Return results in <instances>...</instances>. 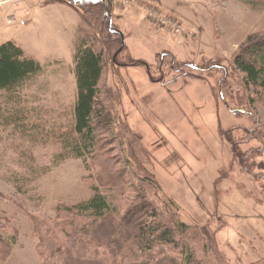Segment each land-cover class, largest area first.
I'll return each instance as SVG.
<instances>
[{
    "label": "rangeland",
    "instance_id": "obj_1",
    "mask_svg": "<svg viewBox=\"0 0 264 264\" xmlns=\"http://www.w3.org/2000/svg\"><path fill=\"white\" fill-rule=\"evenodd\" d=\"M112 2L129 57H106L101 82L118 122L115 142L103 138L114 168L152 172L181 220L214 239L232 264L264 258V104L246 105L233 66L250 36H264V0H156L181 32L151 21L142 6ZM80 24L78 11L59 0H0V45L14 40L45 66L23 92L25 126H0V238L12 245L0 239V264H43L34 220L54 225L67 217L63 206L94 194L100 157H62ZM133 151L140 167L128 160ZM251 151L258 156L245 157ZM243 158L262 165L255 176ZM101 191L115 198L113 189Z\"/></svg>",
    "mask_w": 264,
    "mask_h": 264
},
{
    "label": "trees",
    "instance_id": "obj_2",
    "mask_svg": "<svg viewBox=\"0 0 264 264\" xmlns=\"http://www.w3.org/2000/svg\"><path fill=\"white\" fill-rule=\"evenodd\" d=\"M59 1L72 6L81 16L73 58V125L65 136L67 145L62 157L100 159L93 196L74 206L62 205L67 217L54 225L34 220L37 251L43 264H232L214 239L209 241L197 225L181 220L171 203L161 196V187L152 172L145 167L139 171L135 167L114 168L115 163L103 148V138L108 135L115 142L119 133L114 132L113 126L118 122L112 97L101 86L106 57L111 56L114 61L122 46L120 35L111 28L119 29L110 19L114 3ZM127 50L126 44L117 55L119 61H128ZM136 65H144L150 72L151 66L145 61H136ZM233 66L241 74L246 105L251 107L257 101L264 104V36H250L234 55ZM44 72L45 66L27 56L16 41L0 45V126L12 121L25 126L29 112L21 106L23 92ZM250 95L254 100H250ZM244 155L249 159L258 156L252 151ZM128 160L136 166L142 161L135 151ZM240 164L252 176L256 167H262L244 158ZM101 187L115 191L111 202ZM0 239L12 246L8 240ZM252 264H264V258Z\"/></svg>",
    "mask_w": 264,
    "mask_h": 264
},
{
    "label": "built area",
    "instance_id": "obj_3",
    "mask_svg": "<svg viewBox=\"0 0 264 264\" xmlns=\"http://www.w3.org/2000/svg\"><path fill=\"white\" fill-rule=\"evenodd\" d=\"M116 1H119V4L124 7L142 6L143 8L147 9L148 18L151 21L163 27L171 26L174 32L184 31L181 23H178L173 18L166 16L159 10L158 4H155L157 3L156 0H145V2H143L142 0H116ZM145 5H147V7H145ZM11 22H14V20H11Z\"/></svg>",
    "mask_w": 264,
    "mask_h": 264
},
{
    "label": "water",
    "instance_id": "obj_4",
    "mask_svg": "<svg viewBox=\"0 0 264 264\" xmlns=\"http://www.w3.org/2000/svg\"><path fill=\"white\" fill-rule=\"evenodd\" d=\"M110 19L112 21V15L110 14ZM111 28L120 35L121 37V40H122V46L121 48L116 52V54L114 55V61H116V57L117 55L122 51L124 50L125 46H126V38H125V34L124 32H122L121 30L119 29H115L113 26H111Z\"/></svg>",
    "mask_w": 264,
    "mask_h": 264
},
{
    "label": "flooded vegetation",
    "instance_id": "obj_5",
    "mask_svg": "<svg viewBox=\"0 0 264 264\" xmlns=\"http://www.w3.org/2000/svg\"><path fill=\"white\" fill-rule=\"evenodd\" d=\"M173 65H174V62H173ZM161 69L163 68L162 66L160 67ZM161 69L159 70L161 72Z\"/></svg>",
    "mask_w": 264,
    "mask_h": 264
},
{
    "label": "crops",
    "instance_id": "obj_6",
    "mask_svg": "<svg viewBox=\"0 0 264 264\" xmlns=\"http://www.w3.org/2000/svg\"><path fill=\"white\" fill-rule=\"evenodd\" d=\"M137 7V6H136ZM139 8V7H138Z\"/></svg>",
    "mask_w": 264,
    "mask_h": 264
}]
</instances>
